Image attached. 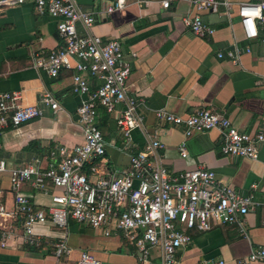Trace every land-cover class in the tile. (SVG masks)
Returning a JSON list of instances; mask_svg holds the SVG:
<instances>
[{"label": "crops", "instance_id": "1", "mask_svg": "<svg viewBox=\"0 0 264 264\" xmlns=\"http://www.w3.org/2000/svg\"><path fill=\"white\" fill-rule=\"evenodd\" d=\"M114 0H76L77 5L92 12L95 23L90 32L104 42L115 38L122 44L124 59L131 65L127 94L139 99L137 111L144 115L141 127L132 132L127 145L115 115L102 113L99 125L106 141V154L94 159L98 170L91 171L92 181L117 175L130 162V155L142 151L153 139L163 143L153 159L175 172L207 167L218 178L245 192H254L264 201V142L261 159L225 156L221 152L222 134L218 129L186 135V127L161 122L158 109L186 115L199 108H210L228 116L239 130L264 133V30L259 37L245 34L239 4L252 0H224L217 10L202 13L203 20L214 27L208 37L193 34L183 22L194 12L193 0L173 1L164 9L162 0L146 6L131 0L127 6L108 15L107 6ZM59 19L39 14L32 3L6 9L0 13V91H22V104H38L44 90L53 92L60 109H46L41 118L3 130L0 160L8 170L0 178V196L8 211L15 209L10 169L44 161L59 147L72 148L84 141L77 108L82 97L72 90L75 68H65L59 77L34 64L37 56L49 55L63 44L58 31ZM80 33L89 30L78 23ZM236 47V58L224 56ZM248 48L250 51H248ZM75 64V60H72ZM94 87L101 81L92 77ZM185 143L188 156L182 157L179 146ZM24 193L36 208L47 209L52 203L53 187L41 189L30 183ZM245 231L238 225H216L207 232L189 230L193 240L178 250L182 264H264L247 261L252 249L264 246V205L246 217ZM0 230L6 246L0 249V264H56L55 244L65 238L72 252L64 261L74 262L81 252L90 251L106 264H153L161 259V249L152 251V262L144 263L127 245L122 235L105 236L102 231L77 223L70 218L67 227L48 221L35 225L40 237L36 245L28 243L21 219L9 214L0 216ZM246 262H240L245 261Z\"/></svg>", "mask_w": 264, "mask_h": 264}, {"label": "built area", "instance_id": "2", "mask_svg": "<svg viewBox=\"0 0 264 264\" xmlns=\"http://www.w3.org/2000/svg\"><path fill=\"white\" fill-rule=\"evenodd\" d=\"M131 0H114L105 12L110 15L127 6ZM176 0H162L169 9ZM32 3L39 14L59 19L58 31L63 44L49 55L37 56L34 64L44 68L53 77H59L65 68H75L72 90L82 97L77 108L83 128L84 141L72 148L59 147L50 157L35 159L28 164L10 169L11 189L15 195V209L8 211L0 199V216L9 214L21 219L28 243L36 245L40 237L35 225L52 222L67 227L72 218L77 223L102 231L105 236L122 235L140 260L151 263L152 251L161 249L159 261L153 264H182L178 258L180 247L189 245L193 238L188 232L197 229L207 232L216 225H238L245 231L246 217L264 205L254 192H245L218 178L216 171L201 166L180 172L170 170L153 159L156 149L162 148L159 139L151 140L139 152L130 155V162L117 175L92 181L89 169L97 171L94 159L106 154V141L99 125L100 110L115 115L123 141L132 142V132L141 127L144 115L138 113V98L127 94L131 65L124 59L119 40L104 42L100 35L90 32L95 23L92 12L81 9L76 0H0V13L6 9ZM146 6L151 1L138 0ZM194 12L184 17V25L195 35L208 37L214 27L203 20L202 13L217 10L224 0H193ZM227 4V3H226ZM238 14L248 38L259 37L264 30V0L239 4ZM83 23L89 30L82 34L77 28ZM264 42V37L262 38ZM248 51L250 49L248 48ZM242 50L219 52L223 58H236ZM75 60V64H72ZM92 77L101 81L94 87ZM22 91H0V147L3 130L41 118L46 109H60L57 96L44 90L38 104L23 105ZM159 121L186 127V135L218 129L222 134L221 152L225 156L242 157L252 161L261 159L264 133H247L238 129L232 120L210 108H199L180 115L167 109H158ZM182 157L188 156L185 143L179 146ZM0 160V178L8 170ZM264 169V159H263ZM41 189L53 187L52 203L47 209L36 208L23 191L25 184ZM3 193L0 187V196ZM0 230V249L6 246ZM72 248L65 238L55 244L56 264H106L90 251H83L74 262H66ZM264 261V246L252 249L247 261ZM246 262L245 261H240Z\"/></svg>", "mask_w": 264, "mask_h": 264}, {"label": "rangeland", "instance_id": "3", "mask_svg": "<svg viewBox=\"0 0 264 264\" xmlns=\"http://www.w3.org/2000/svg\"><path fill=\"white\" fill-rule=\"evenodd\" d=\"M100 112H101V114H102V113L107 114L103 109H101Z\"/></svg>", "mask_w": 264, "mask_h": 264}]
</instances>
